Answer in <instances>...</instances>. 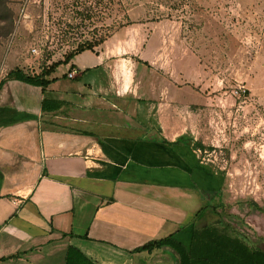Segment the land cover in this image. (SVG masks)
Listing matches in <instances>:
<instances>
[{"label":"crops","instance_id":"1","mask_svg":"<svg viewBox=\"0 0 264 264\" xmlns=\"http://www.w3.org/2000/svg\"><path fill=\"white\" fill-rule=\"evenodd\" d=\"M108 42L62 64L73 78L58 67L44 92L18 80L0 88V264H66L69 247L94 264H178L168 245L134 249L175 231L188 244L211 224L207 210L197 215L209 201L202 167L180 139L193 127L171 122L175 84L128 76L138 65L127 71ZM144 80L156 94L140 96ZM43 99L59 107L43 110Z\"/></svg>","mask_w":264,"mask_h":264},{"label":"rangeland","instance_id":"2","mask_svg":"<svg viewBox=\"0 0 264 264\" xmlns=\"http://www.w3.org/2000/svg\"><path fill=\"white\" fill-rule=\"evenodd\" d=\"M100 40L94 50L109 41L127 71L138 65L128 76L172 79L171 122H191L180 139L202 167L197 185L217 190L205 218L264 249V212L251 205L264 208V0H0V79L18 67L39 73ZM90 57L83 51L75 62ZM156 93L146 82L140 96Z\"/></svg>","mask_w":264,"mask_h":264},{"label":"trees","instance_id":"3","mask_svg":"<svg viewBox=\"0 0 264 264\" xmlns=\"http://www.w3.org/2000/svg\"><path fill=\"white\" fill-rule=\"evenodd\" d=\"M102 42L79 44L74 51H71L63 59L52 61L50 64L43 67L39 73L29 74L22 68L10 69L5 76L0 79V88L7 80H18L27 84L38 86L44 92L50 82L54 80L48 79L60 65L67 64L76 54L85 50H94V47ZM147 64V62H143ZM73 65H71L72 67ZM48 99L42 100L43 110H54L59 107L56 101H53L52 106L48 107ZM166 142L165 140H162ZM178 140L176 142H179ZM171 144V142L169 143ZM208 192L213 193L209 195L211 201L217 190ZM209 202L202 206L200 211H205L211 208L215 211L217 205H212ZM257 210L264 212V208L259 206L255 201L251 202ZM174 233L169 234L160 239H153L145 244L135 248L134 250H151L155 247L168 245L175 249L179 255L178 264H264V249L254 246L250 240L242 233L237 232L229 223L219 220L209 225L194 228L192 230L191 239L188 244L180 242L175 238ZM86 237V234L83 235ZM66 264H94L87 259L80 251L69 247L66 252Z\"/></svg>","mask_w":264,"mask_h":264},{"label":"built area","instance_id":"4","mask_svg":"<svg viewBox=\"0 0 264 264\" xmlns=\"http://www.w3.org/2000/svg\"><path fill=\"white\" fill-rule=\"evenodd\" d=\"M32 51L33 52H36V49L35 48H32ZM75 74H76V71L75 70L69 71L67 73L68 77H70V78H73L75 76Z\"/></svg>","mask_w":264,"mask_h":264}]
</instances>
